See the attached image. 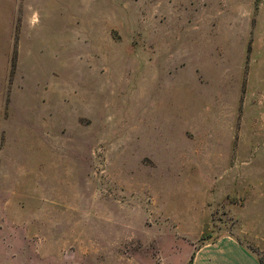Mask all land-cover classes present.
Returning <instances> with one entry per match:
<instances>
[{"label": "rangeland", "instance_id": "374dc122", "mask_svg": "<svg viewBox=\"0 0 264 264\" xmlns=\"http://www.w3.org/2000/svg\"><path fill=\"white\" fill-rule=\"evenodd\" d=\"M0 203L84 264L264 251V0H0Z\"/></svg>", "mask_w": 264, "mask_h": 264}, {"label": "crops", "instance_id": "0c3cea01", "mask_svg": "<svg viewBox=\"0 0 264 264\" xmlns=\"http://www.w3.org/2000/svg\"><path fill=\"white\" fill-rule=\"evenodd\" d=\"M53 207L57 206L0 203V264H84L82 251L53 244L52 223L48 220ZM202 237L188 264H259L257 255L238 234H220L210 242Z\"/></svg>", "mask_w": 264, "mask_h": 264}, {"label": "trees", "instance_id": "16d2710c", "mask_svg": "<svg viewBox=\"0 0 264 264\" xmlns=\"http://www.w3.org/2000/svg\"><path fill=\"white\" fill-rule=\"evenodd\" d=\"M249 249L255 253L257 255V258H258V263L259 264H264V251H260L256 248H253L251 246H249Z\"/></svg>", "mask_w": 264, "mask_h": 264}]
</instances>
